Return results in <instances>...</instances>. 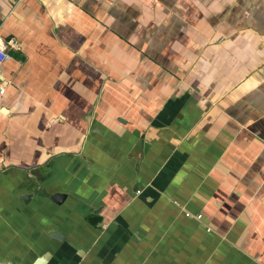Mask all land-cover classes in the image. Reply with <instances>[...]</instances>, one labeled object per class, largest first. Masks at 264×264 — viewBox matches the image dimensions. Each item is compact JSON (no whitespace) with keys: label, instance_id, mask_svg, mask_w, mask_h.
<instances>
[{"label":"crops","instance_id":"1","mask_svg":"<svg viewBox=\"0 0 264 264\" xmlns=\"http://www.w3.org/2000/svg\"><path fill=\"white\" fill-rule=\"evenodd\" d=\"M0 34L1 262L264 264V0H0Z\"/></svg>","mask_w":264,"mask_h":264},{"label":"built area","instance_id":"2","mask_svg":"<svg viewBox=\"0 0 264 264\" xmlns=\"http://www.w3.org/2000/svg\"><path fill=\"white\" fill-rule=\"evenodd\" d=\"M18 47V41L11 37V38H4L0 34V64L6 59L8 55V50L12 48ZM6 91L5 84L3 82V78L0 76V99L4 95Z\"/></svg>","mask_w":264,"mask_h":264},{"label":"water","instance_id":"3","mask_svg":"<svg viewBox=\"0 0 264 264\" xmlns=\"http://www.w3.org/2000/svg\"><path fill=\"white\" fill-rule=\"evenodd\" d=\"M60 195L61 194H54V196H52V200L58 202V198L61 197ZM51 235L57 240H64V236L61 232H53ZM50 257H51V252H46L45 254L39 256L32 264H47ZM0 264H18V263L13 261H8V262L0 261Z\"/></svg>","mask_w":264,"mask_h":264}]
</instances>
